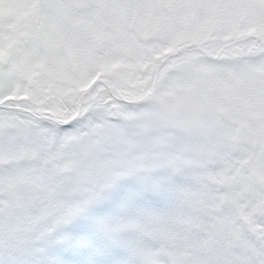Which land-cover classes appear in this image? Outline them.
<instances>
[{
  "label": "snow or ice",
  "instance_id": "obj_1",
  "mask_svg": "<svg viewBox=\"0 0 264 264\" xmlns=\"http://www.w3.org/2000/svg\"><path fill=\"white\" fill-rule=\"evenodd\" d=\"M0 264H264V0H0Z\"/></svg>",
  "mask_w": 264,
  "mask_h": 264
}]
</instances>
